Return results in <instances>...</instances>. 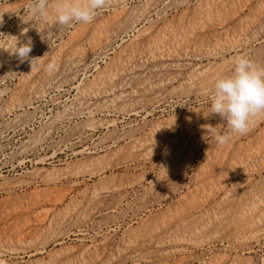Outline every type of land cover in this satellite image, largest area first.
<instances>
[{
	"label": "rangeland",
	"instance_id": "1",
	"mask_svg": "<svg viewBox=\"0 0 264 264\" xmlns=\"http://www.w3.org/2000/svg\"><path fill=\"white\" fill-rule=\"evenodd\" d=\"M30 3L0 0V191L32 182V211L0 195V264H264V114L223 146L204 127L228 131L210 103L236 58L264 68V0H108L64 26Z\"/></svg>",
	"mask_w": 264,
	"mask_h": 264
},
{
	"label": "clouds",
	"instance_id": "2",
	"mask_svg": "<svg viewBox=\"0 0 264 264\" xmlns=\"http://www.w3.org/2000/svg\"><path fill=\"white\" fill-rule=\"evenodd\" d=\"M49 4L50 0H32L28 6L29 12L41 19H47ZM107 4L108 0H54V22L61 26L73 22L91 23L97 11ZM15 40L11 54L16 55L20 62L28 60L32 51L31 41L18 46L19 41L16 38ZM53 69L54 64L50 63L47 70ZM210 113L225 121L228 129L225 133H219L211 125L204 126L207 132L213 133L218 145L228 143L232 134L245 135L249 131L252 118L264 114V68L258 67L245 57L236 58L232 74L218 78L214 83Z\"/></svg>",
	"mask_w": 264,
	"mask_h": 264
},
{
	"label": "bare ground",
	"instance_id": "3",
	"mask_svg": "<svg viewBox=\"0 0 264 264\" xmlns=\"http://www.w3.org/2000/svg\"><path fill=\"white\" fill-rule=\"evenodd\" d=\"M2 20V19H1ZM0 20V21H1ZM197 97V96H196ZM197 100V99H196ZM139 112V111H137ZM129 113V111H128ZM137 160V159H136ZM48 159H41L40 163H42V165H46L47 164ZM51 161V160H50ZM135 161V160H134ZM134 161H126L124 163H121L120 165H109L106 168L103 169H99L96 170L94 169L93 171L90 172H83L82 174H76V175H71V173H64V174H59L57 176H51L46 178L45 180L43 179V185L47 188V189H52V190H56L57 188H59L60 186L64 185L65 182H71L73 180L78 181V178H82L83 180H85L86 178L88 179H92L94 176H97L98 178L102 179L104 174L111 170V171H115L118 167H123V168H128L131 164L134 163ZM28 162H31V160H24L22 162V165L26 166V164ZM38 162V161H37ZM39 163V162H38ZM46 163V164H45ZM27 167V166H26ZM26 170V169H25ZM17 172V171H16ZM25 173V172H24ZM27 174V173H26ZM20 176V175H19ZM28 177V176H27ZM76 178V179H75ZM32 179V178H31ZM25 180V179H24ZM29 180V179H28ZM17 181V180H16ZM23 181V180H22ZM29 182V183H28ZM7 185V184H6ZM17 185V184H16ZM4 187V185H3ZM8 187V186H7ZM4 188L1 189L0 191V195L5 194L6 196H8V199H14L16 201L19 202L20 205H26V209L31 210L32 211V197L26 196L25 194L28 193V191H30L32 189V182L31 180L27 181V183H20L17 186H10L8 188ZM131 188L130 185H128L127 187L125 186H118V187H107L106 192L109 194H114V193H123L124 191H126L127 189ZM21 191H23V193H21ZM42 192V191H41ZM40 192V193H41ZM30 195V194H29ZM21 199H24L25 202H22Z\"/></svg>",
	"mask_w": 264,
	"mask_h": 264
}]
</instances>
